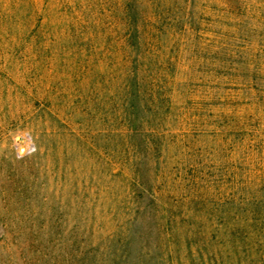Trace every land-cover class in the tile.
<instances>
[{
    "label": "rangeland",
    "instance_id": "rangeland-1",
    "mask_svg": "<svg viewBox=\"0 0 264 264\" xmlns=\"http://www.w3.org/2000/svg\"><path fill=\"white\" fill-rule=\"evenodd\" d=\"M0 264H264V0H0Z\"/></svg>",
    "mask_w": 264,
    "mask_h": 264
}]
</instances>
